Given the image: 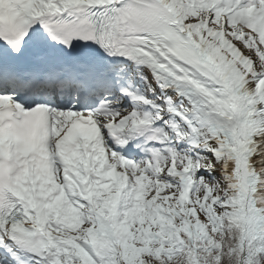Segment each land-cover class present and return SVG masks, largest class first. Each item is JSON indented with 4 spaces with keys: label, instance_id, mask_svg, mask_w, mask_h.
<instances>
[{
    "label": "snow or ice",
    "instance_id": "6c2138e0",
    "mask_svg": "<svg viewBox=\"0 0 264 264\" xmlns=\"http://www.w3.org/2000/svg\"><path fill=\"white\" fill-rule=\"evenodd\" d=\"M0 264H264V0H0Z\"/></svg>",
    "mask_w": 264,
    "mask_h": 264
}]
</instances>
